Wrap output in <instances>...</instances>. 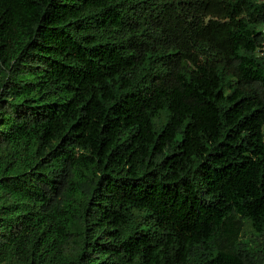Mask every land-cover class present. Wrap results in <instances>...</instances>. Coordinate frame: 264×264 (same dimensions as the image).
Listing matches in <instances>:
<instances>
[{
    "label": "trees",
    "instance_id": "1",
    "mask_svg": "<svg viewBox=\"0 0 264 264\" xmlns=\"http://www.w3.org/2000/svg\"><path fill=\"white\" fill-rule=\"evenodd\" d=\"M0 264H264V0H0Z\"/></svg>",
    "mask_w": 264,
    "mask_h": 264
}]
</instances>
